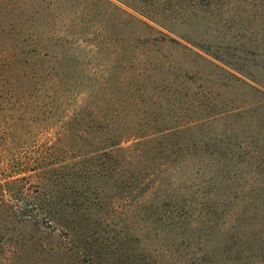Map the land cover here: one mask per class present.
<instances>
[{
    "label": "trees",
    "instance_id": "obj_1",
    "mask_svg": "<svg viewBox=\"0 0 264 264\" xmlns=\"http://www.w3.org/2000/svg\"><path fill=\"white\" fill-rule=\"evenodd\" d=\"M76 1L0 0V233L59 232L74 264H264V78L158 58L205 60L162 33L105 58Z\"/></svg>",
    "mask_w": 264,
    "mask_h": 264
},
{
    "label": "rangeland",
    "instance_id": "obj_2",
    "mask_svg": "<svg viewBox=\"0 0 264 264\" xmlns=\"http://www.w3.org/2000/svg\"><path fill=\"white\" fill-rule=\"evenodd\" d=\"M78 10L86 13L84 40L92 46H103L105 58L127 40L143 42L156 38L157 46L162 45L159 34L162 33L192 52L200 53L205 60L181 48L162 50L156 53L158 58L164 56L172 60L188 53L193 68L196 66L219 76L229 72L246 81L224 63L201 53L193 46L197 44L208 48L219 60L244 68L249 66L251 74L264 78V0H77L72 13ZM98 59L93 63L102 61ZM209 62L218 68L214 71ZM234 86L241 91L237 83ZM51 139L53 132L37 140L40 144ZM1 168L0 182H4L11 174H3ZM20 176L24 178L21 183L34 184L32 175ZM13 178L18 176L13 175ZM28 189H33V185ZM0 201L14 205L13 200L1 194ZM3 220L0 215V222ZM3 231L0 233V264H74L68 255L71 247L59 232L40 235L34 226L17 227L11 220L5 223Z\"/></svg>",
    "mask_w": 264,
    "mask_h": 264
}]
</instances>
